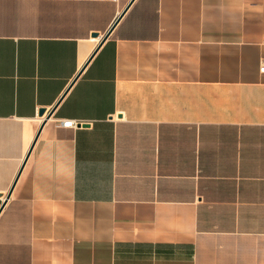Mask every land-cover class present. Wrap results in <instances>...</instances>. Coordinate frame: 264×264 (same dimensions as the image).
Masks as SVG:
<instances>
[{"label":"crops","instance_id":"0c3cea01","mask_svg":"<svg viewBox=\"0 0 264 264\" xmlns=\"http://www.w3.org/2000/svg\"><path fill=\"white\" fill-rule=\"evenodd\" d=\"M262 58L264 0H0V264H264Z\"/></svg>","mask_w":264,"mask_h":264},{"label":"built area","instance_id":"2783aa9c","mask_svg":"<svg viewBox=\"0 0 264 264\" xmlns=\"http://www.w3.org/2000/svg\"><path fill=\"white\" fill-rule=\"evenodd\" d=\"M258 71H259V73L264 74V58H262L260 61ZM60 124L63 126H69L72 123L70 121H61Z\"/></svg>","mask_w":264,"mask_h":264},{"label":"water","instance_id":"95a60500","mask_svg":"<svg viewBox=\"0 0 264 264\" xmlns=\"http://www.w3.org/2000/svg\"><path fill=\"white\" fill-rule=\"evenodd\" d=\"M108 32H109V31H108ZM108 32L106 33V35H104V37L102 38L100 44H101V43L107 38V36H108ZM42 114H44V110H43V109H41V110L39 111V115H42Z\"/></svg>","mask_w":264,"mask_h":264}]
</instances>
